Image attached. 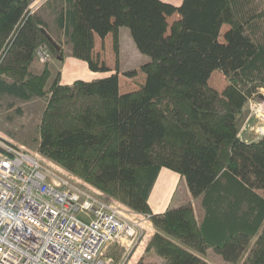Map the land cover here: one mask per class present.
Returning a JSON list of instances; mask_svg holds the SVG:
<instances>
[{"label": "trees", "instance_id": "obj_1", "mask_svg": "<svg viewBox=\"0 0 264 264\" xmlns=\"http://www.w3.org/2000/svg\"><path fill=\"white\" fill-rule=\"evenodd\" d=\"M34 1L0 0V69L38 59L42 45L64 60L63 45L32 9ZM46 3L72 54L92 70L111 71L94 56L95 35L104 41L112 33L118 54L121 27L148 59L141 65L145 82L127 92L120 76L135 77L137 68L72 85L62 84L48 62L20 81L0 74V95L48 98L38 152L151 214L155 233L147 252L165 262L142 257L137 264H211L210 248L230 262L246 256L241 264H264V133L242 136L251 100L264 88V31L258 42L249 29L264 10L246 12L241 0ZM175 13L180 17L169 22ZM215 71L227 79L223 89L210 83ZM162 168L186 179L201 198L200 215L190 201L153 213L149 196Z\"/></svg>", "mask_w": 264, "mask_h": 264}, {"label": "built area", "instance_id": "obj_2", "mask_svg": "<svg viewBox=\"0 0 264 264\" xmlns=\"http://www.w3.org/2000/svg\"><path fill=\"white\" fill-rule=\"evenodd\" d=\"M37 55L52 57L45 46ZM52 161L0 137V264H115V245L128 257L151 214Z\"/></svg>", "mask_w": 264, "mask_h": 264}, {"label": "crops", "instance_id": "obj_3", "mask_svg": "<svg viewBox=\"0 0 264 264\" xmlns=\"http://www.w3.org/2000/svg\"><path fill=\"white\" fill-rule=\"evenodd\" d=\"M38 5L41 8L48 0H37ZM53 1V0H50ZM171 2L177 6L181 5L183 0H164ZM35 4V2L33 3ZM38 7V8H39ZM39 8V9H40ZM49 9V10H47ZM39 14L46 20V16L49 15L54 22L56 18V13L54 9L50 8L49 3L43 6ZM180 17L179 13L168 18L169 22H172L174 19ZM226 27V26H224ZM51 29V28H50ZM51 34V33H50ZM52 35V34H51ZM53 36V35H52ZM53 38H55L53 36ZM119 53L117 54L113 48V34L110 33L106 36L103 41L99 35H95V48L94 56L100 55V57L105 60L110 55V59L107 62L108 67L111 71L99 72L94 71L89 67L87 61L75 57L71 50L67 53L62 62L59 61V70L61 73V83L65 85H72L76 80L82 79L86 81L93 80L95 78L105 77L110 75L112 72L118 68L121 72L130 69H138V74L135 77H128L123 74L120 76V86L121 91L127 92L139 88L140 84L144 83L146 80V75L141 71V65L144 61L148 59L147 55L143 54L137 48V45L132 37L131 31L127 27H121L119 31ZM9 63V62H8ZM14 68L4 65L0 69V74L9 80H23L28 71L36 73H41L39 67L41 66L38 59H35L32 62H24L22 65H18L15 62ZM13 71L7 74L2 72L3 70ZM53 70V69H52ZM54 71V70H53ZM16 73V74H14ZM7 74V75H6ZM16 76V77H12ZM19 76V77H18ZM53 78V77H52ZM49 81L51 83L52 81ZM191 200V192L187 181L179 173L172 171L168 168H162L157 177V180L153 186V189L149 196V203L153 213L164 212L169 207H177L182 204H185ZM147 234H145L137 248L130 253L125 262L121 264H137V262L142 258L152 256V252H147V246L153 234L155 233V226L151 220V225H148ZM153 257V256H152Z\"/></svg>", "mask_w": 264, "mask_h": 264}, {"label": "rangeland", "instance_id": "obj_4", "mask_svg": "<svg viewBox=\"0 0 264 264\" xmlns=\"http://www.w3.org/2000/svg\"><path fill=\"white\" fill-rule=\"evenodd\" d=\"M241 1L243 3L241 5L244 6V11L246 12L259 13L260 11L264 10V0H241ZM34 2L35 4H33L32 9H34L35 12H37L38 14L42 10L43 6L47 4L45 3L40 8L38 5V1L35 0ZM46 17H47L46 21L49 25L48 27L49 32L55 37V39L58 40V42L61 45H63V49L65 52L68 53L70 50L72 52L71 44L68 42V39L66 37L63 38L62 32L58 28L56 29L55 27L56 23L54 22V20L51 17H49V15H47ZM225 29L226 27L223 28V32L225 31ZM249 29L253 33V36L256 39V41L258 42L262 41L263 31H264V18L263 19L255 18L251 20ZM222 38H223V34L221 35V39ZM105 57L107 58V60L104 59L105 62L109 61V59L111 58L110 55H109V59L107 56ZM38 61L41 64L39 70H41L42 72L43 68L45 67V63H42L39 57H38ZM48 63L54 70L53 74L55 75L59 70V61L57 60V58L51 57ZM7 64H8L7 66L9 67L14 66V63L9 62ZM7 71L8 70L5 69L2 72L6 73ZM9 72H13V71H8L7 74ZM12 77H16V76H12ZM210 83L218 87L219 89H223L228 82L225 75L221 71H215L211 77ZM50 84L51 83H48L47 88L50 86ZM260 93L261 96H256V98H252L251 100V103L255 102L259 104V106H256L254 110H252L253 113H250L249 118L242 130V136L249 140L255 139L264 133V88H262ZM47 103H48L47 97L35 96L30 100H23L11 95H0V137L4 138L7 141L13 142L14 144H17L19 146H25L26 148L32 151H38V146L40 142V125L44 115V111L47 107ZM41 155L43 157H46L43 154ZM54 163L63 166L57 161H55ZM190 202L193 203L195 211L197 212L198 215H200L202 213L201 198L200 197L195 198L191 194ZM108 253H110V255L114 257L115 264L125 262V260L127 259V257H122L123 249L118 245L111 246ZM152 256L150 255V257H147V260L150 261L154 260L160 263L165 262L163 258L155 255L154 253L152 254ZM245 257L246 256H242V258L239 259L237 262H230L225 260L221 255L217 254L211 248L208 249L206 253V261H208L211 264H241Z\"/></svg>", "mask_w": 264, "mask_h": 264}]
</instances>
